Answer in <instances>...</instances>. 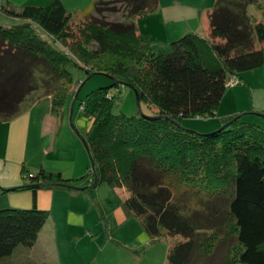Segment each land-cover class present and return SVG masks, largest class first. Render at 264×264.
<instances>
[{
	"label": "trees",
	"instance_id": "trees-1",
	"mask_svg": "<svg viewBox=\"0 0 264 264\" xmlns=\"http://www.w3.org/2000/svg\"><path fill=\"white\" fill-rule=\"evenodd\" d=\"M262 1L216 0L209 37L186 33L170 41L167 53L137 33L134 22L155 12L158 0L94 1L76 28L62 0L19 9L0 5V13L16 22L0 24V122L34 105L37 91L63 116L76 93L68 90L70 65L87 77L113 78L78 104L91 159L86 175L74 180L23 168L26 184L11 190L28 189L34 198L37 184L78 191L105 183L123 192L125 216L140 221L149 241L184 238L169 243L165 264H189L196 251L203 264H264V127L245 119L264 112L228 116L208 134L181 124L213 117L229 79L238 85L243 73L262 66L264 21L253 22L247 13L249 5L263 8ZM106 10H116L119 20L103 18ZM125 84L138 95L136 115L113 111L110 89ZM46 218L34 201L27 209L0 207V264L17 247L32 248Z\"/></svg>",
	"mask_w": 264,
	"mask_h": 264
},
{
	"label": "rangeland",
	"instance_id": "rangeland-1",
	"mask_svg": "<svg viewBox=\"0 0 264 264\" xmlns=\"http://www.w3.org/2000/svg\"><path fill=\"white\" fill-rule=\"evenodd\" d=\"M13 1L18 3L23 0ZM24 1L27 5H45L51 0ZM94 1L99 0H62L67 11L74 15L72 28H76L77 24L85 22L83 14L87 13L86 9L90 8ZM103 1L112 2V0ZM215 1L158 0V8L155 12L135 19L137 33L147 37L156 50L167 53L169 48H163V45L170 43L171 35L176 33L175 28L184 26L183 23H186V20H171L172 22L168 24L165 20V12L172 8L177 11L179 9L185 10L187 7H192L197 12L204 9L206 12V9L211 10L213 8ZM112 6L113 4H107L105 8ZM261 6L263 8H257L255 5L247 7V13L253 22L264 21V1H262ZM17 7L20 5L13 6V8ZM115 9L120 12V4H116ZM116 10H106L103 18L108 21L119 20L120 16ZM88 13L91 15L93 11ZM8 20V23L14 22L13 19ZM191 21L188 20V24L196 26L197 21ZM206 22L208 27L206 29L205 24L206 30L203 35L207 34L209 37L211 28L208 19ZM0 24L4 25L5 23L0 20ZM255 45L256 48L260 47L257 40ZM68 69L74 81L68 90L77 92L82 85L78 92V100L76 103L74 102L73 107V101L70 100L65 105L63 116H61L50 111L47 101L49 95L47 96L43 91L35 93V100H39L34 105H30L29 112L31 119L38 120V124L34 125L35 127L31 125L29 129L26 158L30 165H37L39 170L45 156L46 161L42 163L45 170L59 171L63 177L79 180L86 175L90 160L82 143L86 126L82 122L84 119L78 104L87 93L99 87L108 86L111 80L101 74H95L87 79L85 71L74 65H70ZM260 70L262 72L264 66ZM256 83L264 85L263 78L256 80ZM235 85L237 84L230 86ZM110 91L115 95L114 112H122L127 115L138 113L135 92L131 87L120 85L117 88H111ZM27 103H31V98L28 99ZM249 117L251 116L245 117V119ZM211 120L212 117H188L182 119L181 124L185 129L200 134H208L220 127L210 130L211 128L208 126L212 123ZM43 126L46 133L42 138L39 131L40 127ZM112 191L105 183L78 191L55 190L53 202L55 205L59 204L60 207L54 208L52 206L51 210H45L47 213L46 221L38 234L35 245L32 247L34 253L40 251L41 255L35 253L33 256L44 260L47 256L49 260L52 258L54 264H165L169 243L184 238L177 236L174 239L149 241L137 218L132 216H125L122 220L118 218L116 210H122L121 203L124 194L117 189ZM74 210L78 212V215L70 217ZM222 247L219 246L216 249L215 258L221 257L224 249ZM218 253L220 254L219 258ZM33 256L32 254L26 255V252L22 255L16 253L11 259H7V263L21 264L24 263V260H34ZM203 261H205L204 258H201L199 251H196L189 264H203Z\"/></svg>",
	"mask_w": 264,
	"mask_h": 264
},
{
	"label": "crops",
	"instance_id": "crops-1",
	"mask_svg": "<svg viewBox=\"0 0 264 264\" xmlns=\"http://www.w3.org/2000/svg\"><path fill=\"white\" fill-rule=\"evenodd\" d=\"M0 5H5L11 8H13L14 5H20V7H17V9H19L27 4L24 0L19 1L18 3L13 0H0ZM185 10L187 11L184 12ZM185 10L179 9L177 11L172 8L165 12V20H167L168 24L172 22L171 20H186V23H183L184 26L182 25L180 28L179 26H177L175 28L174 31H176V33L171 35L172 38L170 39V41L186 33H196L198 35L207 37V34L203 35V32L208 27L206 21L208 19V13L210 10L206 9V12H204V9H202L200 12H197L192 7H187L185 8ZM8 19L10 18L0 13V20H2V22H4L5 24H11L8 23ZM188 20H196V26H190L188 24ZM168 44L169 43L164 44L163 48H167ZM263 66L264 62L261 67ZM261 67L243 73L241 79L242 81L240 84L229 86L228 88H226L215 111V114L212 117V123H210V126H208V128H211L210 130L219 127L222 124L223 119L227 118L228 116H232L234 114L245 112L248 110H252L254 112H264V85L256 83V80L258 79L260 80L261 78H263L264 80V70L261 72ZM248 119H256V123L264 127L263 117L252 115ZM36 124H38V120L31 119V113L29 112V109H26L20 115L11 120L0 122V207L8 206L18 209H27L32 207L33 201L37 208L44 211L51 210L53 207H60L59 204L55 205L53 202L55 197V190L57 189H47L39 187L35 192L34 198L32 192L28 189L21 191L11 190L13 188L26 184L27 178L23 177V168H25L32 174L38 171V166L30 165L26 158L29 129L31 125L34 126ZM39 133L43 138L44 134L46 133V129L44 126L40 127ZM44 161H46L45 156L43 158V162ZM42 163L40 164V168H43ZM2 189L9 191H5L2 193ZM72 213L73 214H71L70 217H75L76 215H78V212L75 210L72 211ZM116 214L120 220L125 218L123 210L117 209ZM24 251L26 252V255L32 254L33 256L35 253L41 255V253H39L40 251H36L34 253L32 248L29 249L25 247H17L13 251L12 255L4 260V264H9L7 263V259H11L14 254L18 253L22 255L25 253ZM46 257L44 260L43 258H36V256H33L32 258H34V260H24V263L36 262L39 264H54L52 258L49 260L48 257Z\"/></svg>",
	"mask_w": 264,
	"mask_h": 264
},
{
	"label": "water",
	"instance_id": "water-1",
	"mask_svg": "<svg viewBox=\"0 0 264 264\" xmlns=\"http://www.w3.org/2000/svg\"><path fill=\"white\" fill-rule=\"evenodd\" d=\"M95 74H98V73H92L91 75L88 76L87 79H89L90 77H92V76L95 75ZM104 76H106V77H108L109 79H112V80H113V78L110 77V76H108V75H104ZM81 86H82V85H81ZM81 86H80V88H81ZM124 86L131 87V86L128 85V84H125ZM80 88H79L78 91L75 93L74 100H75V98L77 97L78 92L80 91ZM131 88H132V87H131ZM132 89H133V88H132ZM133 90H134V89H133ZM134 92H135V96H136V103H137L138 111L141 112V107H140V104H139V98H138V95H137V93H136L135 90H134ZM74 100H73V102H72V107H73V104H74ZM254 114H256V115H258V116H260V117H264L263 114H259V113H254ZM238 117H240V116H238ZM82 142H83V145L85 146L84 148H85L86 151L88 152V148H87L85 142H84L83 140H82ZM88 154H89V153H88ZM89 157H90V156H89ZM90 160H91V159H90ZM91 165H93V162H92V161H91ZM40 186H41L40 184L34 185V187H36V188H39Z\"/></svg>",
	"mask_w": 264,
	"mask_h": 264
},
{
	"label": "built area",
	"instance_id": "built-area-1",
	"mask_svg": "<svg viewBox=\"0 0 264 264\" xmlns=\"http://www.w3.org/2000/svg\"><path fill=\"white\" fill-rule=\"evenodd\" d=\"M237 82H238L237 79L232 77V78L229 79L228 84L229 85H234V84H237Z\"/></svg>",
	"mask_w": 264,
	"mask_h": 264
}]
</instances>
